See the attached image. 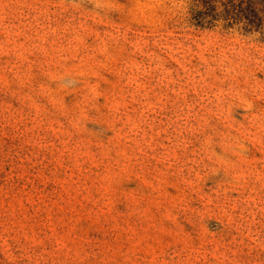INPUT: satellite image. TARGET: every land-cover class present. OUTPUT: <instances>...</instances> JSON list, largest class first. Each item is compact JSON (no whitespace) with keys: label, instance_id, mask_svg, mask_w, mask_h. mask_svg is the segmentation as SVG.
Returning <instances> with one entry per match:
<instances>
[{"label":"rangeland","instance_id":"obj_1","mask_svg":"<svg viewBox=\"0 0 264 264\" xmlns=\"http://www.w3.org/2000/svg\"><path fill=\"white\" fill-rule=\"evenodd\" d=\"M194 0H0V264H264V33Z\"/></svg>","mask_w":264,"mask_h":264},{"label":"trees","instance_id":"obj_2","mask_svg":"<svg viewBox=\"0 0 264 264\" xmlns=\"http://www.w3.org/2000/svg\"><path fill=\"white\" fill-rule=\"evenodd\" d=\"M194 18L244 33H264V0H194Z\"/></svg>","mask_w":264,"mask_h":264}]
</instances>
